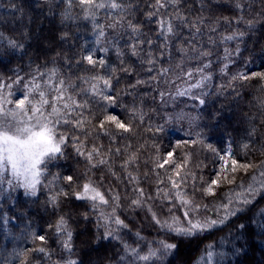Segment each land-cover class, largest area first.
<instances>
[{"label": "snow or ice", "instance_id": "obj_1", "mask_svg": "<svg viewBox=\"0 0 264 264\" xmlns=\"http://www.w3.org/2000/svg\"><path fill=\"white\" fill-rule=\"evenodd\" d=\"M61 2L64 4L61 13L64 21H95L102 12L106 13L110 23L94 24L96 43L108 40L106 27L113 32L126 30L134 38L126 45L130 55L139 57V64L143 67L137 68L124 59L126 53L119 45L120 37L117 36L111 45L117 62L108 59L109 48L101 44L99 49H87L74 61L80 66L87 65L82 69L83 74L78 69L75 74L65 75L58 67L47 64L36 66L25 74L18 69H12L11 75L0 72V194L7 190V194L11 195L13 191L22 189L23 195L37 197L47 187L49 194L46 204L54 209L59 208L62 201L80 202L79 207L86 206L88 209L84 219H88L89 214L93 215L96 228L102 229L94 234L96 242L101 247L104 241L118 242L122 249L118 264H172V260L179 258L182 246L193 243L203 235L222 231L224 226L234 228L236 232V247L228 249L232 255L243 251L244 243L252 236H264V207L255 216H248L257 199L264 196V159L259 163L242 161L236 157L231 146L218 149L202 130L193 133V126L199 128V113L196 116L183 110L166 113L163 122L146 124L145 101L135 91L141 86L155 85L153 90H156V96L153 100L158 98L162 104L168 103L166 97L172 100L188 97L196 101L197 106L206 105V97L210 93L205 89L212 80L211 73L206 71L212 67L207 58L212 51L194 43L195 34L201 32L206 18L200 15L190 20L180 10L182 0H151L149 7L152 10L145 15L149 21L155 18L156 34L163 37L157 56L151 48L154 41L151 38L142 39L145 35L142 25L133 20L138 11V0ZM207 2L199 0L202 7ZM246 3L248 0H235L234 7L238 14L231 20L223 18L224 22L230 26L244 24L245 30H253L257 21L245 20ZM12 7L15 8V5ZM76 8L80 11L74 15ZM219 23L218 18L217 26ZM185 27L195 34L191 40L176 48V52L181 59L201 63L191 70H184L182 63L175 64L180 71L173 79L170 76L173 67H165L163 61L167 53L171 65L168 43L173 38L179 39V29ZM210 30L215 32L217 28ZM245 30L236 27L222 36L221 43L236 41L237 47L235 52L224 48L221 74H228L231 57L239 54L238 45L245 36ZM0 48L11 54L21 50L23 45L14 39H6L0 33ZM65 62L73 63L71 60ZM2 63L3 56L0 55ZM158 63L160 67L157 68ZM141 71L149 73V76L141 77ZM153 72L156 74L151 75ZM128 77L132 79H127L122 87V82ZM177 80H183L186 86L178 85ZM230 80L264 82V70L237 71ZM161 84L175 86V91H168L167 88L158 90ZM126 97H131V100ZM185 122L188 124L185 130L188 139H177L175 144L169 141L165 151L153 140L154 152L149 158L152 167L143 173L145 180L142 181L130 168L137 165L144 145L134 148L131 138L137 136L142 126L143 131L152 133L153 137L163 138L169 131L166 126ZM101 137H107L110 141L107 148L96 143ZM118 141L128 142L121 148ZM243 147L247 149L249 145L244 144ZM191 148L213 154L218 169L211 176L205 178L200 174L203 161L198 160L197 153L187 150ZM179 149L184 151L181 153L177 151ZM73 155L86 161L82 173L61 175L51 172L52 168L59 166L60 161L71 160ZM117 157L122 161L119 168L123 176L114 170ZM105 167L116 180L114 186L105 187L103 178L93 179V169ZM150 176L155 178L153 187L146 189L143 185ZM120 184L126 188L123 194L119 189ZM209 198L214 199L209 202ZM140 212L145 213V219L157 233L156 238L149 240L143 234L145 220L140 219ZM133 213L135 219L132 218ZM3 219L0 213V222ZM50 228L61 241L62 248L69 253V257L62 258L60 264H82L71 258L73 231L69 219L60 215ZM126 236H134L133 243L137 246L129 244ZM238 238H244V243L239 242ZM32 239L38 244L17 254L24 257L22 264H29V251L37 254V261L45 257L51 260L47 236L32 233ZM211 247L209 245L205 249L206 257H200L195 264H208L214 257L224 255L210 251ZM170 257L172 260L168 259ZM218 264H224V260H219Z\"/></svg>", "mask_w": 264, "mask_h": 264}, {"label": "trees", "instance_id": "obj_2", "mask_svg": "<svg viewBox=\"0 0 264 264\" xmlns=\"http://www.w3.org/2000/svg\"><path fill=\"white\" fill-rule=\"evenodd\" d=\"M151 0H138V11H136L133 20L142 25V32L145 34L142 39L151 38L154 43L151 48L155 50L158 56L163 43V37L157 36V26L155 18L149 21L145 15L151 11L149 7ZM235 0H208L207 4L202 7L199 0H182L180 10L183 14L188 15L189 19L203 15L206 22L201 26V32L195 34L189 28H181L180 38H173L168 43L171 50V65L168 63L169 56L165 54L163 64L165 67L172 66L173 71L170 73L171 78L175 79L179 69L175 68V64L182 63L184 70H191L198 66L201 62L181 59L176 48L180 47L185 41L191 40L195 34V45L203 49H211L212 55L207 59L211 61L212 67L206 69L212 75V80L205 91H209L210 95L206 97L205 106H197L196 101L188 97H176L174 100L167 98L168 103L162 104L156 96L155 85H145L136 89L143 96L145 101L144 111L146 113V124H156L163 122L164 115L179 112L181 110L196 116L198 113L201 118L199 120V128L193 126L191 131L195 133L202 130L210 141L217 146L218 149H224L230 145L236 157L242 161L247 160L252 163H259L264 159V82L251 81L239 82L231 81L230 77L237 71H261L264 70V0H248L246 3V11L244 13L245 20L255 19L257 21L253 30H245L244 24H232L231 26L224 22L223 18L233 19L238 13L234 7ZM15 5V8L12 7ZM19 9V10H16ZM64 4L61 0H0V33H3L6 39H14L23 45L21 50L7 54L4 48H0V55L3 56V63L0 64V72L11 75L12 69L22 70V74L34 70L36 66L58 67L65 75L77 73L80 69L83 74V67L87 65H77L74 63L79 59L81 53L87 49H99L101 44L109 48L108 59L116 63V55L113 44L114 37H120L119 45L125 51L124 59L132 62L137 68L143 67L139 64V57H132L127 48V44L134 38L129 32L118 29L113 32L109 28H105L108 33V40L96 43L94 33V24L99 23L107 25L110 20L107 19L106 13L102 12L97 20L86 21L77 19L75 21H64L61 18ZM79 9H74V15L79 13ZM220 19L217 26L216 21ZM216 27L217 31L210 29ZM239 27L245 30V36L239 43V54L231 57L232 63L229 65L227 75L221 74L220 68L223 67V50L228 47L230 51L235 52L237 47L236 41L221 43L223 35L229 34L233 28ZM148 48L145 46V51ZM10 51V50H9ZM71 60L73 63H66ZM247 66V67H245ZM160 67V63L156 65ZM69 69L71 71H69ZM153 72L151 75H155ZM140 76L147 78L149 73L141 71ZM126 78L121 86L127 82ZM167 79V78H166ZM180 86H186L183 80H177ZM175 91V86L163 84L158 86V90ZM197 92L199 90H196ZM125 99L131 100V97ZM155 110V111H153ZM169 131L163 135L153 137L152 133L143 131V126L138 130L136 137L131 138V142L135 147L143 144L140 150V159L137 165L131 166L130 170L140 176L144 181L143 173L148 171L152 165L149 158L153 155L152 143L155 139L161 147L162 151L168 149L169 141L173 144L177 139H188L185 130L188 129L187 122L177 125L166 126ZM193 139L195 136L193 135ZM128 141L119 142L123 148V144ZM97 144H103L107 148L110 141L107 137H101L96 141ZM244 144L249 147L245 149ZM198 154V160L203 161V171L200 172L205 178L211 176L216 171V159L212 153L204 152L200 148L187 149ZM72 151L71 148L68 149ZM183 152L184 149L177 150ZM79 161V163H77ZM149 161V163H145ZM121 158L115 160L114 170L123 176L119 164ZM86 161L82 158L75 157L68 161H60L58 167L51 169L53 174L59 172L63 174L79 175L84 171ZM138 166V167H137ZM93 179L103 178L104 186H114L116 180L107 171V168L93 169ZM51 179V177H49ZM154 176L148 178V182L144 183L146 189L153 187ZM119 189L122 194L126 191L125 185L120 184ZM22 189H17L11 193L0 194V213L3 214V221L0 222V264H22L23 256L18 253L32 249L38 242L32 239V233L38 235H46L48 238L47 247L51 253V260L46 257L37 261L36 253L28 252L29 264H60L62 258L67 259V253L61 246V241L57 239L55 233L50 226L56 222L60 215H64L69 219L70 226L73 231V254L72 259L82 262V264H118V257L122 249L118 246L117 241H104L101 247L95 240V233L102 231L95 226V217L89 214L88 219H84V213L88 211L87 207H79L80 202L62 201L59 208L54 209L51 205L46 204L48 199V189L44 187L37 197H29L22 194ZM199 195V194H197ZM214 198H209L211 202ZM38 201V202H35ZM264 207V196L259 197L256 204L248 216H255L260 208ZM140 219L145 220L143 234L152 240L156 238L157 233L148 224L145 219V213H139ZM135 219V214H132ZM258 218V217H257ZM139 224V221H137ZM236 232L234 228L224 226L222 231H215L206 234L191 244L182 246L179 258L172 260V264H195L202 256L206 257V248L212 247L210 251L215 253H223V256H216L208 264H218L223 259L224 264H264V236L256 234L244 243V238H238L239 242L244 243V249L237 255H232L228 249L236 247L237 239H234ZM125 239L134 247V236H126ZM143 250V248H142Z\"/></svg>", "mask_w": 264, "mask_h": 264}, {"label": "rangeland", "instance_id": "obj_3", "mask_svg": "<svg viewBox=\"0 0 264 264\" xmlns=\"http://www.w3.org/2000/svg\"><path fill=\"white\" fill-rule=\"evenodd\" d=\"M85 51H86V50H85ZM101 55H103V54L101 53ZM228 146H230V145H227L226 147H228ZM226 147H225V148H226ZM215 168L218 169V162H217V160H216V166H215Z\"/></svg>", "mask_w": 264, "mask_h": 264}]
</instances>
